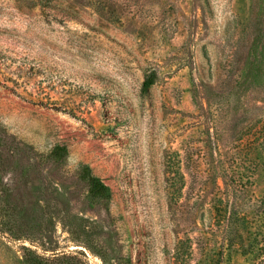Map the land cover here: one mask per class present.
<instances>
[{
    "label": "rangeland",
    "instance_id": "1",
    "mask_svg": "<svg viewBox=\"0 0 264 264\" xmlns=\"http://www.w3.org/2000/svg\"><path fill=\"white\" fill-rule=\"evenodd\" d=\"M0 70V264H264V0H0Z\"/></svg>",
    "mask_w": 264,
    "mask_h": 264
},
{
    "label": "trees",
    "instance_id": "2",
    "mask_svg": "<svg viewBox=\"0 0 264 264\" xmlns=\"http://www.w3.org/2000/svg\"><path fill=\"white\" fill-rule=\"evenodd\" d=\"M1 73V70H0ZM153 84L152 77L148 78L144 82V88L147 89ZM63 153H66V150L61 147H56L54 150V156L59 158ZM90 196L93 199H109L110 198V190L109 188L101 181V179L97 177H90Z\"/></svg>",
    "mask_w": 264,
    "mask_h": 264
}]
</instances>
